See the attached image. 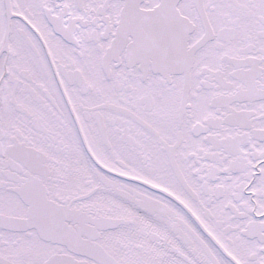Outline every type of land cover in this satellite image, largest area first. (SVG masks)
I'll list each match as a JSON object with an SVG mask.
<instances>
[{
  "label": "snow or ice",
  "instance_id": "6c2138e0",
  "mask_svg": "<svg viewBox=\"0 0 264 264\" xmlns=\"http://www.w3.org/2000/svg\"><path fill=\"white\" fill-rule=\"evenodd\" d=\"M0 264H264V0H0Z\"/></svg>",
  "mask_w": 264,
  "mask_h": 264
}]
</instances>
